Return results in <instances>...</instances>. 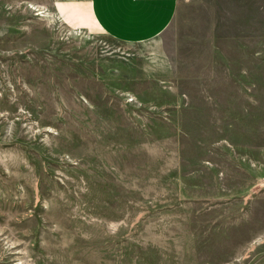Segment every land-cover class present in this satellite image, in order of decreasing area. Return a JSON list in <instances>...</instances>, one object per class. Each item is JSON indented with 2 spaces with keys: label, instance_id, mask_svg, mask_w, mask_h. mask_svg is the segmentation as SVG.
I'll use <instances>...</instances> for the list:
<instances>
[{
  "label": "rangeland",
  "instance_id": "rangeland-1",
  "mask_svg": "<svg viewBox=\"0 0 264 264\" xmlns=\"http://www.w3.org/2000/svg\"><path fill=\"white\" fill-rule=\"evenodd\" d=\"M50 2L0 0V264H264V0L142 42Z\"/></svg>",
  "mask_w": 264,
  "mask_h": 264
},
{
  "label": "crops",
  "instance_id": "crops-1",
  "mask_svg": "<svg viewBox=\"0 0 264 264\" xmlns=\"http://www.w3.org/2000/svg\"><path fill=\"white\" fill-rule=\"evenodd\" d=\"M50 1L52 9L70 25L98 28L125 42L147 41L161 34L178 6L177 0Z\"/></svg>",
  "mask_w": 264,
  "mask_h": 264
},
{
  "label": "bare ground",
  "instance_id": "bare-ground-1",
  "mask_svg": "<svg viewBox=\"0 0 264 264\" xmlns=\"http://www.w3.org/2000/svg\"><path fill=\"white\" fill-rule=\"evenodd\" d=\"M32 8V7H31ZM38 10V9H37ZM39 11V10H38Z\"/></svg>",
  "mask_w": 264,
  "mask_h": 264
}]
</instances>
